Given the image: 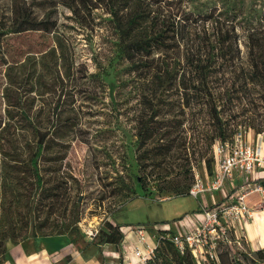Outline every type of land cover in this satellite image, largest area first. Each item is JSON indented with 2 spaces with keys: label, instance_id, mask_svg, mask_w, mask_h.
Here are the masks:
<instances>
[{
  "label": "rangeland",
  "instance_id": "374dc122",
  "mask_svg": "<svg viewBox=\"0 0 264 264\" xmlns=\"http://www.w3.org/2000/svg\"><path fill=\"white\" fill-rule=\"evenodd\" d=\"M61 1L0 0V264L7 240L66 232L81 244L107 222L123 228L172 221L211 203L205 194L192 197L174 187L184 180L185 168H190L189 184L194 171L209 173L218 139L205 144L200 157L190 155L187 142L188 158H175L167 180L149 176L144 186L139 184L143 173L136 161L135 126L146 79L131 71L112 17L100 0H75L82 3L76 12ZM157 1L180 21L182 38L178 44L171 42L169 56H191L209 48L214 34L230 25L242 49L243 27H264V0ZM83 2L96 7L86 8ZM22 13L40 21L41 29L13 32L12 22ZM139 73L147 75L148 68ZM230 77L228 72L217 73L221 90L229 88ZM179 113L173 115L184 121L178 135L189 140L193 113ZM220 116L226 127L239 125L251 140L258 138L248 124L253 119L264 136L260 101L246 107L227 102ZM44 133L51 142L36 166L45 181L42 188L57 185L50 198L39 196L32 159ZM156 169L149 166L147 173L154 176ZM165 186L168 189L160 192ZM226 189L231 192L229 185ZM214 194L221 196V191ZM236 235L240 245L230 254L221 245L224 263L264 264V253L249 248L244 230L236 226ZM166 254V264H189L170 249Z\"/></svg>",
  "mask_w": 264,
  "mask_h": 264
},
{
  "label": "trees",
  "instance_id": "16d2710c",
  "mask_svg": "<svg viewBox=\"0 0 264 264\" xmlns=\"http://www.w3.org/2000/svg\"><path fill=\"white\" fill-rule=\"evenodd\" d=\"M100 1L112 17L119 35L121 51L129 62L131 71L140 79H146L144 93L141 94L143 110L135 126L138 140L136 161L143 173V177L138 179L141 186H144L145 179L149 176L153 180H167L175 158L181 160L188 158L187 142L191 143L192 147L190 155L196 153L200 157L205 144L208 146L215 139L231 140L239 125L230 129L226 127L228 123L222 121L220 110L227 102L231 107L236 102H241L245 107L257 101L264 103V27H243L245 31L242 49L238 46V35L234 26L230 25L223 33L218 31L214 34L209 48L191 53V56L187 53L169 56L171 42L178 44L182 36L180 21L176 19L178 15L169 13L165 3L157 0ZM61 2L73 12L82 5L75 0ZM83 5L86 8L96 7L92 2H83ZM39 24L40 21H31L28 14L25 16V13H22L19 21L12 22L11 28L13 32L18 33L28 29H41ZM142 67L148 68L147 75L140 76L139 71ZM218 72L223 75L226 72L230 74L232 81L227 90L218 87L216 79ZM222 99L224 101H221ZM175 110L184 115L193 113L189 122V126L193 128L189 140H186V136L178 135V128L184 121L173 117L177 112ZM202 112L205 113L204 116L200 115ZM23 115L27 116L26 113ZM249 122L250 129L255 133L261 132L259 123H255L253 119ZM46 136L45 133L39 136L32 158L36 185L37 188H41L39 192L41 198H50L57 190V185L42 188L45 181L39 175L36 166L42 151L47 150L51 142ZM149 166L157 168L154 176L152 172L147 173ZM183 171L186 173L184 180H179L174 188L188 192L193 179L190 184L187 183L190 168ZM167 189L165 186L159 191ZM199 210L196 209V212ZM180 218L159 223H171ZM156 223L157 221H154L147 225ZM123 237L120 224L107 222L105 228L100 229L95 238L99 244L110 243L120 249ZM169 249L176 254L181 263L187 261L189 264H195L190 253L179 254L167 240H159L155 256L150 263L166 264V252ZM225 249L226 253L230 254L231 250ZM257 251L264 253V248ZM221 252H218V264H225Z\"/></svg>",
  "mask_w": 264,
  "mask_h": 264
},
{
  "label": "built area",
  "instance_id": "2783aa9c",
  "mask_svg": "<svg viewBox=\"0 0 264 264\" xmlns=\"http://www.w3.org/2000/svg\"><path fill=\"white\" fill-rule=\"evenodd\" d=\"M212 162L214 167L210 173L194 171L188 194L214 196L221 191L220 198L212 199L199 212L171 222L173 228L145 225L121 228L123 264H151L159 240L172 243L181 255L190 253L195 264H218L221 245L233 251L235 244L240 245L236 226L242 229L254 211L247 205L246 196L256 192L264 201V143L250 142L246 131L238 126L231 140L214 143ZM227 185L231 192L227 191ZM130 231L134 233V240L125 242Z\"/></svg>",
  "mask_w": 264,
  "mask_h": 264
},
{
  "label": "crops",
  "instance_id": "0c3cea01",
  "mask_svg": "<svg viewBox=\"0 0 264 264\" xmlns=\"http://www.w3.org/2000/svg\"><path fill=\"white\" fill-rule=\"evenodd\" d=\"M257 135L258 138L253 140L248 138V140L252 143L258 142L259 138L264 141V136L260 133ZM214 198H220V194L207 195L210 202ZM245 199L247 205L256 210L249 219L245 220L242 230H244V237L249 248L258 250L264 248V201L256 192L248 194ZM152 226L173 228L174 225L156 223ZM95 237L96 234L86 236L84 237L85 242L81 244L69 233L30 235L16 242L7 240L1 264H123L121 246L118 249L114 244H99ZM132 240H134V233L130 231L125 242Z\"/></svg>",
  "mask_w": 264,
  "mask_h": 264
}]
</instances>
